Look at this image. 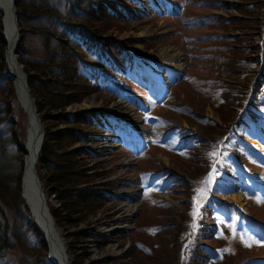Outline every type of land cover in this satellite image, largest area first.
Listing matches in <instances>:
<instances>
[{"label": "rangeland", "instance_id": "obj_1", "mask_svg": "<svg viewBox=\"0 0 264 264\" xmlns=\"http://www.w3.org/2000/svg\"><path fill=\"white\" fill-rule=\"evenodd\" d=\"M36 1L40 2L41 0ZM199 1L201 0H179L177 5L181 8V4H184V10L183 13L181 11L182 17L179 16L174 20L167 18L139 19L129 24L121 34L116 32L114 35L119 40L126 39L134 42L132 52H140L150 58L146 59L145 65L140 63L145 59L134 57L143 71L138 73L136 67L133 68L132 75L131 72H128L129 70L126 71L125 76L128 79L126 78L122 83L123 86H126L124 88L126 93L120 92L116 96L117 99L113 100L110 95L107 97L106 95L109 93L104 91L100 99L93 95L82 104L68 109L72 113L94 111L97 116L105 115L107 120H112V122H106L108 131L103 135L112 138L110 142L113 149L110 154L108 152L102 154H104L103 160L108 162L107 165L110 168L116 169V177L121 180L118 188V193L122 196L118 202L121 213L118 217L119 220H123L127 219L130 214L132 217L136 213L139 214L136 219L131 221L132 224L126 221L127 227L134 230L131 240L125 243L119 241L118 244L110 245L103 251H100L93 243L80 245L86 247L90 255L83 264H92V260L118 256L122 257L120 262L123 264H188L189 260H186L185 257L190 258L188 250H192L199 242L195 236L199 231L201 209L204 203L210 200L208 197L214 186L218 188L219 195L213 196L212 202L220 214V223L225 226L218 225L214 229L205 231L203 242L210 246L201 247V250L208 252L209 261L204 262V260L196 258L193 259L195 261L191 259L189 264L195 262L198 264H239L244 259L249 260L248 264H253V260H264V234L255 232L254 229L257 228L253 229L246 221L251 218L260 222L264 227V194H258L263 187L258 182L264 180V167H262L264 159L261 158L264 155L258 153V150H264V139L261 140L262 142L247 141L251 145V149L244 151V164L247 165V173L240 171L244 176L240 186L236 184L237 193H232V191L227 194L220 193L223 190L219 187L229 188L222 186V183L213 177V174L218 171L216 168H211L208 171L207 175L212 172L208 180L204 181L203 179L199 183L198 190L203 189L204 191H197L193 200L194 212L192 211V213L188 211L187 203L188 200H192L189 198V184L183 183V180L180 179L173 187L176 188L174 193L166 192V188L170 185V176L168 180H165L168 174H171L169 169L174 168L182 175L185 174L196 179L199 175L196 168H204L198 155L204 152L207 156L210 155V158L214 156L211 147L207 149L204 144L196 145L195 141L205 143L210 138L214 139L212 136L215 135L214 129L217 124L221 132L229 128L222 122V117L227 114L232 119L234 115L240 113L241 108L238 103H235L234 95H241L246 81L248 84L256 81L259 67L255 68V65L260 63L257 58L258 55L261 56L259 50L262 47L260 44L264 30V0H257V3L261 4L258 9L261 10L256 12L259 20L254 25H252L254 23L252 17H247L238 10V6L241 5L237 0H226L233 5L232 8L210 11V14L218 16L221 21H226L228 18L239 19L236 26L226 28V31H232L229 41L225 38L223 41L219 40L222 38L213 39V35L222 34L220 33L223 31L222 25L219 23L218 26H213L215 28L213 30V27L209 26L211 18L207 15L208 13L198 16L200 14L194 6H201ZM140 2L145 4V0H140ZM166 2L170 3L171 0H166ZM173 2L170 4L174 5ZM178 7L175 6L174 11ZM254 10L256 11L257 8ZM247 21L249 22L248 26L252 25V27L244 33L253 32L255 35H248L250 39H248V44H250L251 50L249 55L253 61L249 62L246 68H249L248 71L255 70V72L251 75L247 72L242 76L238 72L237 80L232 81L228 78V69H233L238 65L236 60L230 59L232 52L234 51V54L238 55L239 51H245L243 56H246L248 50L245 47L241 50L240 48L234 50L235 36L239 32L237 26L243 27ZM242 37L240 35V38ZM228 42H232L231 49L228 47ZM28 46L30 49L28 58L43 57L44 49L41 37H29ZM175 50L181 55L180 53V56L175 55ZM174 65L178 67L174 68ZM247 75H249L248 78L243 82L242 80ZM130 78L134 81L138 79L136 84L142 83L147 91L142 90L138 84L135 86ZM179 79L182 81L173 88L171 98L166 97L164 100L165 89H170L169 84ZM155 88H158L161 93H156ZM150 94L158 95L159 100H153ZM225 96H228L230 101L232 98V102L225 103L230 106L228 113L226 109H222ZM104 105L109 107L105 108ZM137 106L139 110L135 111ZM11 108L8 117L13 119L15 129L20 127L21 130L27 132V114L23 109H20V116H17V94L16 98L12 99ZM260 115L263 120L260 122H264L263 108L260 109ZM173 125H177L178 128L172 131L168 130ZM262 126L264 127V125ZM263 127H260L258 132L264 135ZM2 128H5V123L0 124V129ZM252 130L253 133L248 136L257 139L254 126ZM178 132L182 137H178ZM203 135L208 139L204 140ZM115 137L119 139L117 140ZM185 137H190V141L183 140ZM218 137L220 136L217 132L215 138ZM104 145L105 143L101 142L99 146ZM208 145L210 146V142ZM107 146L110 147V144H106ZM142 149H145L149 154L147 155L145 151L146 153L137 158L136 153ZM9 154L11 173L15 175L20 172L21 167H24L25 155L22 157L19 151L17 152V146L13 144L10 145ZM163 166H166L168 170L162 169L160 172L163 173L155 174V170ZM253 176L259 181H252ZM249 187L251 190H248ZM242 190L244 195L240 193ZM212 192L214 194L216 190L213 188ZM133 196L136 197L135 201L131 199ZM158 196L165 198L174 207L166 209L167 204L159 200ZM52 202H55L53 198ZM225 204L232 205V213H229V216L222 211V205ZM197 208L199 209L198 213L196 212ZM6 211L11 222L14 223L12 211L8 208ZM189 215L192 217L193 223L190 225V229L188 228L185 233L179 235L178 239V234L184 228V223L186 225ZM121 223L123 222H118L115 227ZM174 223L176 224L174 225ZM101 230H103L102 232L106 231V229ZM63 234L67 247L72 246L69 251L71 252V261H75L80 250L79 246L74 249L73 240L68 236V239L65 237L66 232ZM21 235L25 236L26 240L33 245L36 242L35 237L26 228H22ZM241 237H255L261 242L245 241ZM177 239L184 246L180 253L179 246L176 244ZM246 242L251 243L252 246L246 247ZM120 244H125V246L131 244L130 248L132 249L125 252ZM130 251L132 252L130 253ZM29 257L21 240L15 238L1 264H27Z\"/></svg>", "mask_w": 264, "mask_h": 264}, {"label": "trees", "instance_id": "obj_2", "mask_svg": "<svg viewBox=\"0 0 264 264\" xmlns=\"http://www.w3.org/2000/svg\"><path fill=\"white\" fill-rule=\"evenodd\" d=\"M178 1L171 0L170 3H174L172 5L166 0H145V4H142L140 0H41L40 2L16 0L20 29V43L16 53L24 66L28 85L35 98L46 131L36 168L44 192L48 198L53 196L55 201H48V206L56 225L66 232V237L73 240L74 249L79 246L80 250L73 264H83L85 259L90 257L87 248L80 245L94 243L100 251H103L111 243L107 236L84 230L81 227L93 224L97 218L112 210L116 197L111 193L115 190L116 183L111 179L115 171L114 168H110L107 165L108 162L102 160L98 151L87 148L89 145L94 146L99 143V136L104 130L103 124L93 114H73L68 109L82 104L93 95L100 99L104 91H111V86L116 87L118 92H123L126 88L122 84L126 69L131 70L136 55L142 57L146 55L140 52L132 54L134 42L126 39L119 40L114 34L116 32L121 34L129 24L139 19L167 18L174 20L179 16L182 17L184 4H181L180 8L177 5ZM237 1L241 5L238 6V10L247 17H252L254 21L252 25L256 24L259 20L256 12L261 10L258 9L261 4H258L257 0ZM199 4L204 7L194 6L198 9L197 12L200 14L198 16L208 13L207 15L211 18L209 26H218L219 23L222 25L223 31L220 32L222 34L213 35V39L222 38L219 40L223 41L225 38L229 41L232 31L228 32L226 28L236 26L239 19L228 18L226 21H221L218 16L210 14V11L229 9L233 5L226 0H201ZM175 6L178 8L174 11ZM1 20L2 14L0 13V124L5 123V128L0 129V264L5 260L6 252L12 247L15 238L21 240L24 250L29 253L27 264H53L48 258L44 237L33 223L21 197V178L24 167H21L20 172L15 175L11 173L10 169V145H16L17 152L19 151L22 157L26 155L27 132L21 130L20 127L15 129L13 119L8 117L12 109V99L16 98V92L14 76L10 73L5 62L6 43L2 35ZM248 25L247 21L243 27L237 26L239 32L235 36L234 50L239 48L241 50L243 47L248 50L246 56H243L245 51H239L238 55H235L234 51L232 52L230 59L238 62L235 68L228 69V78L232 81L237 80L236 75L239 73L242 76L247 72L249 75L255 72V70L248 71L249 68H246L249 62L253 61L249 55L251 50L250 44H248V35H255L253 32L244 33L251 29L252 25L250 27ZM213 30H215L214 27ZM263 34L264 31H262ZM240 35L243 36V39L240 38ZM31 36L41 37L43 40V57L28 58L30 51L28 39ZM231 43L228 42L229 48L232 47ZM262 50L264 55V45L263 49L261 47L259 51ZM259 65H255V68H258ZM244 69L246 71H243ZM249 75L242 81L244 82ZM243 89V92H240L241 95H234V98L235 103L246 110L237 113L232 119L227 114L222 117V122L229 126L227 131L232 130L233 136L225 139L226 131L221 132L217 124L214 129L215 135L212 136L214 139H208L203 135L204 140L208 139V141L205 143L195 141L196 145L204 144L207 149L211 147L212 153H215L212 158L204 152L198 155L204 168H196V172L199 173L196 179L185 174L182 175L174 168L168 170L166 166L155 170L157 172L162 169L170 171L171 174L165 178L168 180L170 176V185L167 190L170 193L176 191V188L173 187L180 179L183 180V183L189 184V198L192 200H188L187 203L188 211L191 213L194 212L193 200L199 183L203 179L204 181L208 180V171L216 161L218 170L215 174L216 180H219L222 186L229 188L219 187L223 190L220 193L227 194L229 191L237 189L236 184L239 177L235 173L233 158L228 153L231 152L235 158L239 159L247 148L243 141L253 132V125L257 124L259 120L263 121L260 109H264V66L259 73V78L250 84L246 81ZM112 99L115 100V96H112ZM224 99L222 109H226L228 113L230 106L226 104L232 102V98L231 101L228 96H225ZM261 124L264 125V122ZM217 132L220 137L215 138ZM222 143L224 148L221 150L220 144ZM218 153L219 156H217ZM20 161L22 160L20 159ZM214 189L216 192L209 194L210 200L204 203L201 209L199 231L195 236L199 242L192 250H188L190 258L185 257L186 260H189L188 264L196 258H200L204 262L209 261L208 252L201 250V247L210 246L203 242L205 231L214 229L218 225L225 226L220 223V214L212 202L213 196L219 195L218 188L215 186ZM160 200L167 204L166 209L174 207L166 199L161 198ZM222 206V211L229 216V213H232V205ZM6 208L12 211L14 223L11 222ZM235 211L238 212L236 209ZM187 219L186 225L184 223V228L178 234V239L179 235L185 233L188 228L190 229V225L193 223L190 215ZM246 221L253 229L257 228L256 230L259 231L263 228L257 220L248 218ZM22 228H26L35 237L34 245L21 235ZM73 229L74 231H72ZM186 238L187 236L185 240ZM178 239L176 244L179 246L180 253L183 243L181 245ZM71 248L72 246H69V251ZM244 260L239 264L250 263L249 260ZM91 262L92 264H116L118 261L115 258L107 257Z\"/></svg>", "mask_w": 264, "mask_h": 264}, {"label": "bare ground", "instance_id": "obj_3", "mask_svg": "<svg viewBox=\"0 0 264 264\" xmlns=\"http://www.w3.org/2000/svg\"><path fill=\"white\" fill-rule=\"evenodd\" d=\"M0 6L3 9V31L5 32L8 41L7 43H9V63L13 68L17 67V116H20V109H23L28 116L27 138L25 143L26 156L24 159L25 168L23 173L24 177H22L23 196L31 208L32 214H34L35 221L39 227L48 234L47 245L51 251L52 258L58 264H71V259L65 250L66 244L63 241V236L56 225H53L50 217L43 212L40 201L36 196L35 191H37V188L34 182V169L39 156L37 152L39 150L40 132L38 133V123L26 89L25 79L22 72L18 69V63L16 60L15 47L17 46V38L14 18L12 15L11 0H0ZM174 53L177 56L181 55V53L179 55V52L176 50ZM177 67L178 66L174 65V68ZM155 90L159 92L158 88H155Z\"/></svg>", "mask_w": 264, "mask_h": 264}, {"label": "water", "instance_id": "obj_4", "mask_svg": "<svg viewBox=\"0 0 264 264\" xmlns=\"http://www.w3.org/2000/svg\"><path fill=\"white\" fill-rule=\"evenodd\" d=\"M16 0H11V6H12V15H13V18H14V23H15V30H16V38H17V46L20 42V39H19V28H18V16H17V9H16ZM0 11L3 13V9L2 7L0 6ZM2 28L4 29V26L2 24ZM3 37L5 39V42H6V50H5V61L8 65V68L10 70V72L13 74V76L15 77V87H16V84H17V67L13 68L10 63H9V43H7V39H6V36H5V32L3 33ZM17 46L15 47V54H16V48ZM16 60H17V63H18V69L22 72L23 74V77L25 79V85H26V89L28 91V95L30 97V101L32 103V106H33V110H34V114H35V117H36V120H37V123H38V133L40 132V138H39V150H38V154L40 153V151L42 150V147H43V141H44V138L46 136V133H45V130H44V125H43V122H42V119L40 118V114H39V111H38V108L36 106V102H35V99L34 97L32 96L31 94V89L28 85V82H27V76H26V73L24 72L23 70V66L20 64L19 62V59L16 55ZM17 93V92H16ZM38 160V159H37ZM24 177V176H23ZM34 182H35V185H36V188H37V191L36 192V196L38 197L39 201H40V205L42 207V210L43 212H45L47 214L48 217H50L53 225H55V222L53 220V217L49 211V208H48V205H47V199H46V195L44 194L43 190H42V185L40 183V179L38 177V174H37V170L36 168L34 169ZM22 189H23V184H22ZM22 197L23 199L25 200L24 196H23V192H22ZM26 201V200H25ZM27 206L29 207L28 203L26 202ZM30 211L32 212L31 208L29 207ZM34 216V214H32ZM36 222V221H35ZM37 224V222H36ZM37 227L41 230V233L45 236L46 238V242H48V234L47 232L43 231L39 225L37 224ZM49 257L53 260V262L55 264L56 261H54V259L52 258L51 256V251L49 250Z\"/></svg>", "mask_w": 264, "mask_h": 264}, {"label": "snow or ice", "instance_id": "obj_5", "mask_svg": "<svg viewBox=\"0 0 264 264\" xmlns=\"http://www.w3.org/2000/svg\"><path fill=\"white\" fill-rule=\"evenodd\" d=\"M212 155H215V153H212ZM198 191H204L203 189H200ZM196 212L198 213L199 212V209L197 208ZM155 231V230H153ZM242 240H245V241H252V242H255V243H260L261 241L257 240L255 237H241ZM245 246L246 247H251L252 244L251 243H245Z\"/></svg>", "mask_w": 264, "mask_h": 264}]
</instances>
